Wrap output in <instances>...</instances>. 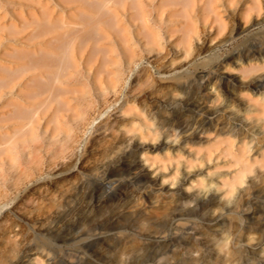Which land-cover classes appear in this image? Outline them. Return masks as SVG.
<instances>
[{
  "label": "rangeland",
  "instance_id": "374dc122",
  "mask_svg": "<svg viewBox=\"0 0 264 264\" xmlns=\"http://www.w3.org/2000/svg\"><path fill=\"white\" fill-rule=\"evenodd\" d=\"M49 1L69 8L76 0ZM191 1L140 0L137 10L130 0L115 3L101 47L119 77L116 93L93 99L86 117L94 123L66 145L42 133L55 131L51 119L34 125L27 161L0 180V264H264V21L250 25L244 0H225L223 7L215 0L216 14ZM260 5L252 17H263L264 0ZM36 7L35 0H0V18L19 24ZM250 75L258 88L237 84L235 97L209 94L208 88L222 89L221 77L236 84L234 78ZM117 100L130 111L108 108ZM128 119L133 144L143 145L133 151L147 168L166 181L184 180L183 188L194 187L192 197L211 186L217 202L197 209L189 200L178 204L157 191L159 181H133L121 201L103 198L101 165L127 141ZM194 130L199 137H186ZM177 131L176 146L154 148ZM236 156L248 164L228 204L227 182L240 169ZM128 231L133 242L123 235Z\"/></svg>",
  "mask_w": 264,
  "mask_h": 264
},
{
  "label": "bare ground",
  "instance_id": "6f19581e",
  "mask_svg": "<svg viewBox=\"0 0 264 264\" xmlns=\"http://www.w3.org/2000/svg\"><path fill=\"white\" fill-rule=\"evenodd\" d=\"M125 1L127 0H76L71 7L65 8L59 3L60 7L56 6L57 4H52L49 0H35L37 7L32 19L6 25L0 18V180H5L8 171L16 169V165L20 166L17 161H27L29 152L25 150H28L30 142L35 140L34 125L40 119H51L54 123L53 133L42 129L45 138L55 139L66 145L75 138L77 129L81 134H85L94 123L95 119L86 117L87 108L93 104V99H101L107 93H116L119 77L116 71L107 67V56L101 47V36L102 31L106 30V25L115 18V3L123 4ZM214 1L192 0L191 3L195 2L208 13L216 14ZM221 1L219 6L223 7L225 0ZM139 2L140 0H130L131 7L137 10L134 4ZM260 9V0H244L243 13L246 20L250 17V25L258 24L259 19L264 21V15L262 18L252 17L254 11L259 15ZM138 20L144 28L146 20L143 16ZM243 28L245 29V26H238L237 31H243ZM150 40L153 44L157 39L151 34L148 42ZM220 79L222 89L208 88L209 94L217 97H235L237 84L248 88L256 80L255 76L251 75L248 80L234 78L236 84L225 77ZM207 85H210V82H207ZM253 86L258 88L259 85ZM69 91L74 93L73 99H68L67 96L64 98L63 93ZM64 100L67 110L61 123L59 111ZM113 106L121 112L130 111L122 100H117L108 108ZM230 110L234 111L233 107H230ZM142 120L148 130L145 119ZM197 123V127H201L202 121ZM122 127L123 133L128 136L127 141L113 146L101 165L103 198L113 197L116 201H121L126 196V190L133 187V181L154 184L159 181L161 183L158 184L157 191L161 195L167 194L171 199L175 198L178 204L183 205V200H189L192 207L197 209L217 202L219 197L214 195L215 198H210L213 190L211 186L201 189L192 197L194 187L183 188L184 180L181 183L175 182L173 177L166 181L165 175H155L153 168H147L145 157L133 151L135 148H143L141 144H133V119H128ZM179 132H172V140L163 139L154 148L176 146L175 138ZM186 137L196 138L199 133L194 130ZM235 162L240 165V169L238 166L237 175L227 182L229 193L225 201L228 204L231 202L229 196L232 195L233 198L234 195L231 193L235 182H242L248 164L244 156H236ZM84 177L87 179L88 175ZM215 192L219 193L218 189ZM145 196L150 203L153 202L150 192ZM122 228L119 225L115 227L118 230ZM123 235L133 242V235L129 231ZM119 257H114L118 263L122 262Z\"/></svg>",
  "mask_w": 264,
  "mask_h": 264
}]
</instances>
